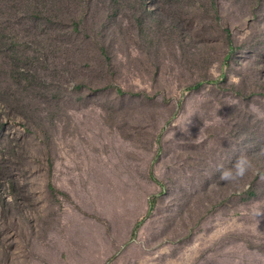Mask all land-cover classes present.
<instances>
[{
    "label": "rangeland",
    "instance_id": "1",
    "mask_svg": "<svg viewBox=\"0 0 264 264\" xmlns=\"http://www.w3.org/2000/svg\"><path fill=\"white\" fill-rule=\"evenodd\" d=\"M91 2L0 98V264H264V0Z\"/></svg>",
    "mask_w": 264,
    "mask_h": 264
},
{
    "label": "trees",
    "instance_id": "2",
    "mask_svg": "<svg viewBox=\"0 0 264 264\" xmlns=\"http://www.w3.org/2000/svg\"><path fill=\"white\" fill-rule=\"evenodd\" d=\"M92 0H0V89L6 86L9 94H2L0 98L10 100V81L13 82L14 74L18 77L28 71L20 70L22 58L25 56L27 44L24 38L31 36L33 30L43 28H61L70 33H79L87 28ZM117 1V0H115ZM41 25V26H40ZM230 50L234 49L233 42L228 33ZM102 54L108 57V51L100 46ZM12 71L10 74V61ZM16 80V79H15ZM18 80L17 83H19ZM215 82L214 80H210ZM198 83L195 88L201 86ZM258 199L256 192L247 194L248 201ZM152 206V203H151Z\"/></svg>",
    "mask_w": 264,
    "mask_h": 264
},
{
    "label": "clouds",
    "instance_id": "3",
    "mask_svg": "<svg viewBox=\"0 0 264 264\" xmlns=\"http://www.w3.org/2000/svg\"><path fill=\"white\" fill-rule=\"evenodd\" d=\"M225 177H226V174H222V177H221V178L223 179V178H225Z\"/></svg>",
    "mask_w": 264,
    "mask_h": 264
}]
</instances>
